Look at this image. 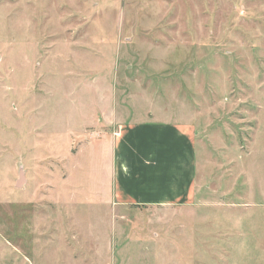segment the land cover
Listing matches in <instances>:
<instances>
[{"label":"rangeland","instance_id":"rangeland-1","mask_svg":"<svg viewBox=\"0 0 264 264\" xmlns=\"http://www.w3.org/2000/svg\"><path fill=\"white\" fill-rule=\"evenodd\" d=\"M153 120L196 132L192 203L114 198ZM260 169L264 0H0V264H264Z\"/></svg>","mask_w":264,"mask_h":264},{"label":"crops","instance_id":"crops-1","mask_svg":"<svg viewBox=\"0 0 264 264\" xmlns=\"http://www.w3.org/2000/svg\"><path fill=\"white\" fill-rule=\"evenodd\" d=\"M195 133L191 125L178 122L124 125L113 151L115 200L125 205L192 203L197 175ZM263 173L260 169L259 178ZM260 183L258 189L263 190Z\"/></svg>","mask_w":264,"mask_h":264}]
</instances>
